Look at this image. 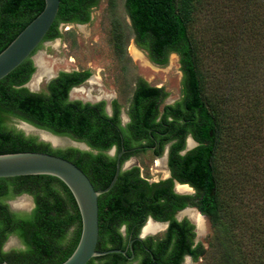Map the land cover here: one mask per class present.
Returning a JSON list of instances; mask_svg holds the SVG:
<instances>
[{
  "label": "trees",
  "instance_id": "16d2710c",
  "mask_svg": "<svg viewBox=\"0 0 264 264\" xmlns=\"http://www.w3.org/2000/svg\"><path fill=\"white\" fill-rule=\"evenodd\" d=\"M199 1L124 0L136 46L158 65L166 64L171 53L178 54L182 72L179 100L161 107L168 93L138 77L126 110L129 120L122 125L116 100L111 101L109 114L104 101L69 98L71 88L83 83L90 70H61L47 82L45 91L35 92L23 85L35 70L33 60L27 57L0 79V153L40 151L62 156L80 167L98 189L110 183L121 149H125L120 158L123 163L154 144L159 156L169 144L167 165L171 177L148 181L140 175L138 166H132L121 169L113 186L99 195L96 248H121L129 254L128 241L137 236L150 215L167 220L168 226L160 236L143 240L147 249L134 241L137 264H181L186 254L197 260L204 248L200 242L194 244L193 223L175 217L178 210L194 206L218 232L222 264H264V148L262 151L253 145L255 140L263 139L260 132L264 130V116L260 114L264 112V101L256 94V84L263 81L264 70L260 69L259 59L248 57L245 45L238 42L240 50L235 46L232 54L243 64L233 70L230 94L223 91L225 81L208 79L201 69V45L192 30ZM98 2L60 0L43 41L60 36V23L89 22L91 9ZM43 7L44 0H0V51ZM128 39L123 24L114 19L112 45L120 59L126 55ZM261 92L264 94V89ZM243 96L247 112L239 114L224 108L227 103L235 105V98ZM257 109L263 112L255 113ZM9 116L82 141L90 149L53 148L8 126ZM236 121L239 130L232 126ZM189 134L198 144L181 153ZM113 146L115 153L110 155ZM137 146L141 147L130 150ZM174 179L188 183L194 192H175ZM23 193L31 196L32 208L12 209L6 199ZM72 227L73 235L66 242ZM80 232L76 201L59 178L46 174L0 177V261L59 264L74 250ZM12 234L22 248L4 251L3 245ZM96 261L130 262L122 253L111 252L93 257L86 264Z\"/></svg>",
  "mask_w": 264,
  "mask_h": 264
},
{
  "label": "rangeland",
  "instance_id": "374dc122",
  "mask_svg": "<svg viewBox=\"0 0 264 264\" xmlns=\"http://www.w3.org/2000/svg\"><path fill=\"white\" fill-rule=\"evenodd\" d=\"M195 16V24L192 30L201 45V69L207 74L211 82L216 80L226 82V85H224L225 90H223L225 94H230L229 88L230 83L233 81V70L240 63L243 64L242 60L234 58L232 54L235 46L240 50L238 42L242 43V47L245 45L247 53L250 55L248 57L259 59L260 69L264 70V0H200L197 3ZM114 19L123 24L129 36L126 43V55L123 59H120L114 52L112 45V22ZM58 29L60 36L41 42L31 59L34 61L37 54L43 53L44 58L53 64L54 75L61 70H90L89 78L77 85H82L86 93H72L70 90V99H79L91 103L104 101L109 114L112 113L111 101L116 100L120 105L122 123L127 121L126 110L138 77L143 78L150 85L163 87L168 93L162 101L161 107L164 104H173L180 99L182 72L178 54L171 53L164 65L153 63L148 58L147 53L136 46L132 39V30L124 0H99L98 4L91 9L89 22L81 24L60 23ZM132 45L140 50L141 58L136 59L132 56L130 52ZM51 78L40 81L35 89L26 87L35 92L45 91L46 84ZM91 78L94 82L89 81ZM262 79L263 81L261 80L256 84V94L262 96V101H264V94L261 92L264 89V77ZM87 93L89 97L85 96ZM103 93L108 94L109 97L98 98ZM232 95L229 98H232ZM244 98V96L241 98L236 97L235 105L230 106V103H227L224 108H228L229 112L236 111L243 114L245 111L247 112V101ZM259 107L260 105H258ZM259 112L262 113L263 111L259 110ZM259 112L258 109L255 111V113ZM260 116L263 117L264 112ZM6 121L8 126L20 129L26 135L35 136L38 140H41L37 133L33 131L26 132L22 127V123L24 122L35 129L41 128L12 116L7 117ZM232 126H237L238 130L240 128L237 121L233 122ZM262 129L260 132L263 138L262 141L255 140L253 142V145L261 147V150L264 148V130ZM49 133L55 135L60 141L56 145L45 141L50 143L53 148L77 147L82 150L90 149L89 147L85 149L84 142L67 135ZM114 153L113 149L108 151L110 155ZM162 157H164L163 166L156 167L155 160ZM261 158L263 159V156ZM132 165L138 166L140 175L148 181H157L168 176V173H165V170H167L165 155L155 157L147 148L140 149L130 156L124 163V169ZM188 192L192 193V189ZM6 201L15 210L28 211L33 206L31 196L26 193L10 197ZM14 203L18 205L13 207L12 204ZM180 211L176 213V217L178 219L186 218V215L179 214ZM73 231L74 227L69 230L66 242L71 239ZM162 233L163 231H159L148 235L160 236ZM194 241L203 245L204 253L197 260L185 258L181 264H222L223 249L220 245V238L208 218H205L204 232L200 235L195 234ZM19 248H22V244L18 237L14 234L8 236L3 245V250L9 251ZM95 263L97 264L98 261Z\"/></svg>",
  "mask_w": 264,
  "mask_h": 264
},
{
  "label": "water",
  "instance_id": "95a60500",
  "mask_svg": "<svg viewBox=\"0 0 264 264\" xmlns=\"http://www.w3.org/2000/svg\"><path fill=\"white\" fill-rule=\"evenodd\" d=\"M59 3L60 0H44L43 9L0 51V79L27 57L32 58L35 49L43 41L44 36L56 18ZM33 64L35 66L34 61ZM27 82L23 85L27 86ZM188 138L194 141L192 146L198 144L191 136H188ZM41 140L46 141L44 139ZM84 145L85 149L89 147L87 144ZM123 152L124 149L117 154L115 171L110 183L106 187L98 189L93 186L89 177L80 167L62 156L40 151L0 153V177L37 174L52 175L59 178L71 191L80 213L81 232L72 253L59 264H86L93 257L111 252L122 253L127 258L133 257V253L128 256L126 250L121 248L106 250H98L96 248L99 234L98 197L113 186L120 170L124 168V164L122 166L120 160ZM176 184L186 183L174 180V187ZM199 214L201 213L199 212ZM149 219L151 218H147V220ZM164 225H166V222ZM141 236L144 235L141 233ZM0 264L17 263L0 261Z\"/></svg>",
  "mask_w": 264,
  "mask_h": 264
},
{
  "label": "bare ground",
  "instance_id": "6f19581e",
  "mask_svg": "<svg viewBox=\"0 0 264 264\" xmlns=\"http://www.w3.org/2000/svg\"><path fill=\"white\" fill-rule=\"evenodd\" d=\"M130 52L132 54V56L136 59L141 58V52L140 50L132 45L130 47ZM34 63L36 66V70L34 71V73L32 74V77L30 78V80L27 82V86L30 89H35L38 85V83L40 81H43L45 78H51L54 75V70H53V64L44 58L43 53H39L34 57ZM58 67V66H57ZM56 68V67H55ZM90 82H94V80L91 78L89 79ZM71 92H79V93H86V90L84 88H82L81 86H74L71 89ZM89 94H85L86 97ZM109 95L108 94H102L101 96L99 95L98 98H108ZM22 127L24 128V130L26 132H30L33 131L35 133L38 134V136L41 139H44L48 142H50L51 144H58L59 138H57L55 135L49 133L48 131L42 130V129H35L34 127L26 124V123H22ZM187 146L190 147L193 145L194 141L190 138L187 139ZM164 163V157L162 158H157L155 160V166L156 167H161L163 166ZM160 171V170H159ZM164 173V172H163ZM165 173H168L167 170H165ZM175 190H177L178 192H188L191 190V188L186 185V184H176L175 185ZM18 204H12L13 207H16ZM180 215L184 214L186 215L194 224H195V229H196V234L200 235L201 233L204 232L205 230V218L199 214V212L194 208V207H186L184 209H182L179 212ZM142 235H146V234H154L157 233L159 231H162L165 227L164 223L156 221L154 222V220L152 221V219H149L146 221L145 225L142 226Z\"/></svg>",
  "mask_w": 264,
  "mask_h": 264
},
{
  "label": "flooded vegetation",
  "instance_id": "af4514ba",
  "mask_svg": "<svg viewBox=\"0 0 264 264\" xmlns=\"http://www.w3.org/2000/svg\"><path fill=\"white\" fill-rule=\"evenodd\" d=\"M89 78V77H88ZM87 78V79H88ZM86 79V80H87ZM72 89V88H71ZM126 115H127V113H126ZM129 120V118H128V115H127V121ZM126 121V122H127ZM121 124L123 125L124 123H122V120H121ZM188 136H191L190 134L188 135ZM188 136L186 137V139H185V148L181 151V153H183V152H185L186 150H189L190 148H192V147H194V146H192V147H187V138H188ZM192 137V136H191ZM168 146H169V144H166L165 145V147H164V150H163V152H162V154L161 155H165V158H166V167H167V171H168V175L170 174V176L169 177H171V172H170V170H169V167H168V165H167V153H168ZM141 146H137V147H132L130 150H132V149H134V148H140ZM147 149H149L150 151H151V153L155 156V157H159V156H161V155H156L155 154V151H156V145L154 144V145H151V146H148V147H146ZM111 149H113L114 151H115V149H116V147L115 146H113ZM110 149V150H111ZM122 150V149H121ZM120 150V151H121ZM165 150H166V153H165ZM119 151V152H120ZM124 151H125V149H124ZM118 152V153H119ZM130 158V157H129ZM128 159V158H127ZM127 159L125 160V161H127ZM125 161L123 162V163H121L122 164V166H123V164L125 163ZM132 166H136V165H132ZM132 166H130V167H132ZM129 167V168H130ZM124 169V168H123ZM168 176L166 177V178H169ZM162 179H165V178H162ZM161 180V179H160ZM174 180H176V179H174ZM174 180H173V190L175 191V192H178L177 190H175V187H174ZM158 181V180H157ZM181 183V182H180ZM186 184H188V183H186ZM189 185V184H188ZM190 186V188L192 189V193L194 192V189H193V187L191 186V185H189ZM178 193H182V192H178ZM183 193H190V192H183ZM186 207H188V206H186ZM189 207H194V206H189ZM197 211H199L196 207H194ZM182 210V209H181ZM179 211V210H178ZM177 211V212H178ZM176 212V213H177ZM200 212V211H199ZM176 213H175V217H176ZM201 213V212H200ZM203 216H204V218H207L203 213H201ZM151 218L152 219V221L153 220H155L154 222H156V221H159V222H162V223H165L166 222V225H165V227H164V229L162 230L163 232H165V230H166V228H167V226H168V221L167 220H163V221H160V220H156V219H154L152 216H150V215H148V216H146L145 217V220H144V222H143V224L141 225V227H140V229H139V232H138V234H137V236L136 237H134V238H132L131 240H129L128 241V245H129V250H130V253L129 254H127L128 256H130L132 253H133V257L132 258H128L129 259V261L130 262H128L127 264H137L138 263V261H139V258H137V257H135V249H134V247H133V245H134V241H140V246H143L145 249H147L146 247H145V242L143 241L145 238H147L148 236H152V235H148V234H146V235H144V236H141V232H142V226H144L145 225V223H146V221H147V218ZM177 218V217H176ZM187 219H189L188 217H186ZM178 219V218H177ZM178 220H181V219H178ZM190 220V219H189ZM191 221V220H190ZM192 222V221H191ZM193 223V222H192ZM193 225H194V232H195V234H196V227H195V224L193 223ZM120 230L123 232V234L125 233V227H124V225H122L121 226V228H120ZM195 243H198V242H195L194 241V244ZM185 258H192L189 254H186V255H184V257H183V260L185 259ZM183 260H182V262H183ZM181 262V263H182ZM155 264H159V263H155Z\"/></svg>",
  "mask_w": 264,
  "mask_h": 264
}]
</instances>
